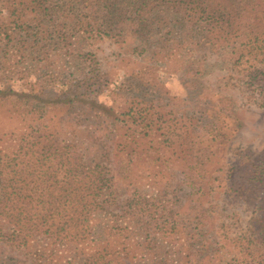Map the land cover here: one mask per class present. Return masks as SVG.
<instances>
[{
	"label": "trees",
	"instance_id": "trees-1",
	"mask_svg": "<svg viewBox=\"0 0 264 264\" xmlns=\"http://www.w3.org/2000/svg\"><path fill=\"white\" fill-rule=\"evenodd\" d=\"M18 1L14 29H0L5 50L14 48L27 57L42 54V62L55 50L75 61L82 57L87 39L105 36L130 41L136 51L150 52L157 60L173 57L174 66H180L179 52L204 42L216 51L229 50L237 64L245 59L257 62L250 86L264 93V0ZM7 56L4 53V59ZM193 64L181 75L190 91L204 71L203 64ZM46 68L47 63L39 68L41 90L0 89V103L13 105L16 100V114L33 121L31 132L11 157L0 148V239L33 250L41 241L44 250L36 256L56 264L68 263L67 259L81 264H215L204 233L212 219L202 203L209 195L211 167L222 160L231 133L220 116L232 112V101L218 98V110L214 99L201 93L187 102L129 78L120 87L121 98L129 103L111 119L112 109L104 110L101 105L107 102L100 101L109 84L107 74L97 69L76 79L68 72L55 74ZM178 68L177 72L183 70ZM148 91L155 98L145 104L139 100L140 93ZM87 105L110 136L118 138L119 174L129 181L132 162L139 159L145 175L154 179L143 189L134 187L129 203L112 216L116 231L111 233L112 241L97 239L92 226L111 190L104 168L89 160L79 145L61 139L57 131L48 133L35 126L47 117L49 107L64 106L75 117H89ZM156 137L186 164L178 177L183 196L173 188L172 169L159 183V172L168 164L145 150L146 142ZM247 170L241 193L253 198L252 237L256 245L264 246V155ZM191 199L197 206H190ZM88 247H92L89 253Z\"/></svg>",
	"mask_w": 264,
	"mask_h": 264
},
{
	"label": "rangeland",
	"instance_id": "rangeland-1",
	"mask_svg": "<svg viewBox=\"0 0 264 264\" xmlns=\"http://www.w3.org/2000/svg\"><path fill=\"white\" fill-rule=\"evenodd\" d=\"M19 5L18 0H0V29H14L13 13ZM83 49L82 57L75 61L53 50V57L42 62L41 58L45 57L42 54L27 57L23 51L22 54H16L14 48L5 50L4 45L0 44V52L3 50L0 53V89L12 88L20 93L41 90L37 80L43 72L39 68L47 63L46 70L49 72H68L76 79H84L97 69L107 74L109 84L101 94L100 101L107 102L101 105L104 110L112 109L108 111L111 119L117 117L119 111H124L129 103L121 98L123 91L120 90L122 81L129 78L137 79L148 86L147 89L169 91L187 102L201 93L205 98H213L218 110L221 109L218 98L230 99L233 103L232 112H223L220 117L224 128L230 129L231 133L227 134L222 160L211 167L206 186L209 195L202 203L212 219L204 228L206 247L208 254L215 257V264H264V246L256 245L251 231V221L255 216L254 201L252 197L241 193L248 166L261 160L264 155V93L258 86H250L254 75L253 65L258 63L245 59L237 64L231 59L229 50L216 51L204 42L196 47L187 46L179 52L180 66H174L173 57L171 60H157L150 52L136 51L130 41L118 42L105 36L87 39ZM4 53L8 55L5 59ZM193 62L195 65L203 64L204 71L196 76V86L190 91L183 86L181 75ZM178 67L183 70L177 72ZM140 96L139 100L145 104L155 98L151 91L140 93ZM13 105L10 102L0 103V148L10 157L21 146V139L33 128L31 118L25 119L16 114ZM86 109L90 111L89 117H75L67 107H49L47 117L43 121H36L35 126L41 125L40 128H45L48 133L57 131L61 139L79 145L89 160L104 168L110 179L111 190L104 210L97 213L92 226L97 239L109 237L112 241V216L119 214L129 203L134 195V187L143 189L144 183L154 184V179L151 181L145 175L139 159L132 162L131 181L119 174L117 158L121 153L117 151L118 138L110 136L88 105ZM173 124L179 123L175 121ZM161 140L156 137L147 141L145 150H150L155 157L168 164L159 172V183L169 177V169H172L171 179L175 181L173 188L183 196L184 187L178 183V177L186 164L180 156L174 157L161 144ZM17 169L21 170L20 167ZM12 170L16 171L15 168ZM13 176L16 180V173ZM190 203V206H197L193 199ZM35 246L34 250L17 248L0 239V264H56V260L51 263L49 259L39 260L36 256V252L42 253L44 250L43 242ZM91 251L92 247H88L87 252ZM67 260L68 263L81 264L79 260Z\"/></svg>",
	"mask_w": 264,
	"mask_h": 264
}]
</instances>
